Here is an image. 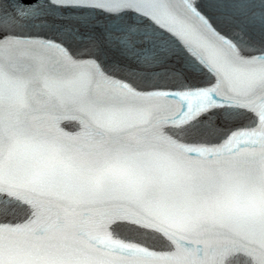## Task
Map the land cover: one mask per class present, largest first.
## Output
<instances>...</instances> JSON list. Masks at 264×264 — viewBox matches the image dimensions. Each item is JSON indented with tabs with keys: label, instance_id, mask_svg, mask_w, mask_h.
<instances>
[{
	"label": "snow or ice",
	"instance_id": "1",
	"mask_svg": "<svg viewBox=\"0 0 264 264\" xmlns=\"http://www.w3.org/2000/svg\"><path fill=\"white\" fill-rule=\"evenodd\" d=\"M0 264H264V0H0Z\"/></svg>",
	"mask_w": 264,
	"mask_h": 264
}]
</instances>
